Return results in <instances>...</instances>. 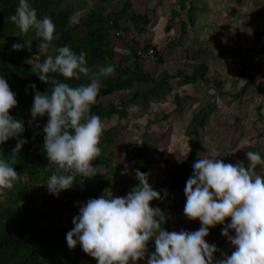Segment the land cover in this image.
<instances>
[{
    "label": "clouds",
    "instance_id": "clouds-1",
    "mask_svg": "<svg viewBox=\"0 0 264 264\" xmlns=\"http://www.w3.org/2000/svg\"><path fill=\"white\" fill-rule=\"evenodd\" d=\"M154 3L155 0H151L149 6ZM9 19L21 33H35L39 50L49 49L56 25L48 15L39 18L30 0H19ZM148 42L139 43V49L145 47L138 51L142 65L146 61L141 59V54L152 47ZM32 43V39L23 38L14 42L12 48L27 47L31 51ZM150 62L157 64L155 55ZM28 63L40 81L52 83L51 91L41 92L32 82L31 88L35 91L29 125L47 116L43 126V151L58 168L46 183L38 182L40 185L31 204L35 207L43 201L56 202L55 212L62 216L61 224L69 230L66 239L70 249L80 245L85 253L96 258L97 264H140L141 260H146V264H264V156L259 151L246 152L247 164L232 163L215 154H199L184 189V214L190 220L201 222L195 230L176 231L165 227L166 212L151 202L164 199L168 189L157 190L149 181L150 172L139 168L132 170L139 182L126 195L117 196L111 189L104 188L98 197L88 194L76 199V212L60 207L58 203L66 204L68 196L76 191L74 185L91 186L114 166L92 163L102 152L100 144L104 133V123L92 112V107L102 86L100 77L113 74L115 66L104 65L92 74L91 82L72 85L68 82L70 79L80 80L81 74L91 72L83 49L77 53L69 45H62L56 48L55 54L44 59H40L39 51ZM57 74L64 79H59ZM17 104L16 93L0 74V145L10 138L17 140L10 156L5 157L0 152V192L11 189L19 178L14 165L28 142L21 136L26 130L24 120L10 112ZM127 170L125 167L122 171ZM92 177L95 178L83 182ZM46 187L57 196L47 197ZM69 188L63 201L61 192ZM70 213L73 227L68 229L64 223L70 222ZM220 225H223L221 232L229 241L231 253L219 250L217 256V245L212 243L216 237L208 235L211 228ZM150 242L155 245L152 252H149Z\"/></svg>",
    "mask_w": 264,
    "mask_h": 264
},
{
    "label": "trees",
    "instance_id": "trees-1",
    "mask_svg": "<svg viewBox=\"0 0 264 264\" xmlns=\"http://www.w3.org/2000/svg\"><path fill=\"white\" fill-rule=\"evenodd\" d=\"M62 2L63 0H30L31 6L36 8L39 18L48 15L56 25L54 40L51 42L49 49L45 51L39 50L37 41L39 38L35 36L34 32L21 33L15 23L9 19L15 13L19 0H0V74L5 76L10 88L16 93L18 104L10 112L14 117L24 120L26 130L21 136L26 137L28 141L23 145L14 165L19 178L14 182L11 189L0 192V264H97L96 258L85 253L80 245H77L74 249L69 248L66 239L69 230L61 224L62 216L57 215L55 212L56 202L43 201L40 206L35 207L31 204L36 192H28L27 188L35 186L37 182L41 181L40 179L46 183L51 173L58 171V168L43 151L45 135L43 126L47 122V116L38 118V122L29 125L31 119L30 108L33 104L35 91L31 88L32 82H35L37 90L41 92L51 91L52 83L51 81L48 84L40 81L39 77L32 73L28 59L35 58L39 51L40 59H44L49 54H55L56 48L62 45H69L77 53L83 49L87 53V64L91 72L89 75L81 74L80 80L72 78L68 82L72 85L89 83L92 74L98 72L99 67L112 62L114 59L110 41L111 33L117 29L127 32L126 28L120 27L119 22L126 18L128 29L133 28L141 36L144 33L145 26L149 23V18L145 14L138 15L128 12L131 8V0H125L117 11L103 15L104 8L101 9L97 6L96 8H100L98 12H95L97 9L90 10L86 15L79 18L76 23L71 24L70 18L75 13L76 8L72 6L62 8ZM179 25L180 36L177 38V45L182 48L188 30L193 26L189 11L184 19L179 22ZM84 28H87V30L82 31ZM170 28L169 25L165 27L167 31ZM23 38L33 40L31 51L27 47L21 50L12 48L14 42L21 41ZM133 41L134 45H129L128 52L120 57L117 75L114 77H100L102 86L97 102L92 107V112L101 117L104 123V133L100 144L102 152L97 160L92 162L93 164L100 162L111 164L110 149L115 147L113 144L119 133L118 127H116L117 124L108 127L105 121H111L113 117L125 116L127 114L125 106L127 105L147 107L148 104L156 102L158 98L168 95L172 91L170 82L175 79L176 74L180 76L181 83H202L204 85L212 83L217 88V94L222 95L220 82L211 77L209 72L206 49L199 48L191 53L190 58L187 55L190 62L196 61L191 66L190 74L182 75L181 71L167 72L162 70L161 67L157 77L153 78L143 71L142 64L139 62L138 51L145 47L142 46L137 50L139 41L134 39ZM147 45L152 46L156 63L161 66L163 64L162 49L160 50L149 42ZM183 53L184 51L181 54ZM237 54L230 51L229 55L233 58ZM249 69L248 64H243L239 71L243 76L249 78L245 86L252 85L255 80L253 72ZM57 76L59 79H64L59 74ZM122 91L125 93H121ZM115 93L118 96H113L116 95ZM111 97L118 101V105L115 102L106 101ZM175 103L179 106L180 99L175 97ZM211 109L213 107L206 110L202 108L199 114L191 116L190 124L192 126L187 132L190 139L189 147L192 146L191 140L198 142V135L200 130H203L208 116L206 114ZM167 116L163 114L164 119ZM16 143V138H10L2 146L0 145V152L5 157L10 156ZM137 149L135 151L131 147H127L124 152L125 154H134L132 159L135 163L142 161L141 170L144 171L146 168L145 162H147L143 161L144 158L147 157L146 160H151L152 156H149L148 153L145 154L140 147ZM242 149L243 153L239 156L237 162L243 161L247 164L246 152L248 150L253 151V148L245 146ZM195 154V151H189L187 158L178 164L173 171L162 175L159 173L163 182L162 186L168 189L167 196H180L182 185H185L187 179L193 174L192 165L197 160ZM157 170H160V167ZM109 180L108 176L104 175L98 181L92 183L91 186L88 184L79 186L77 183L73 186L76 190L74 194L68 196V202L66 204L58 203V205L76 212V199L88 194L92 197L100 196L99 193ZM19 203L20 207L18 206ZM154 204L160 207L159 203ZM179 216L183 221H188L185 214L180 213ZM168 223L167 221L166 224ZM200 224L199 221L198 228ZM168 230H173V226H170ZM208 236L211 238L212 228ZM154 250L155 245L150 242L149 252ZM140 264H146V260H141Z\"/></svg>",
    "mask_w": 264,
    "mask_h": 264
},
{
    "label": "rangeland",
    "instance_id": "rangeland-1",
    "mask_svg": "<svg viewBox=\"0 0 264 264\" xmlns=\"http://www.w3.org/2000/svg\"><path fill=\"white\" fill-rule=\"evenodd\" d=\"M101 1V2H100ZM63 0L61 7H67V6H72L75 9V13L73 14V16L70 18V23L74 24L78 21L79 18H81L82 16L86 15V13H88L90 11V9H94L97 6L101 7H105L106 9L103 11L104 13L106 11H111V10H119L123 4V2L125 0ZM158 2L160 0H157ZM172 1V0H171ZM190 1V0H189ZM213 1V5L214 7H217L220 10H227L228 9V15H229V6L231 5L230 1L227 0H212ZM132 2V12L136 10L137 11H143V13H146L148 15V17L151 19L153 17V13H149L147 8H143L142 6L144 5V1L142 2V0H138V1H134L131 0ZM172 3V2H171ZM197 3V2H195ZM230 4V5H229ZM231 7V6H230ZM99 9H97L95 12H98ZM134 8V10H133ZM136 9V10H135ZM154 11V10H153ZM131 12V13H132ZM182 15H184L185 17V13H182ZM157 17L160 18L159 15H156ZM233 16V14H231V17ZM164 19V18H163ZM228 22H229V18H228ZM120 25L123 26L124 28H126L125 25L126 22H124L123 20H121ZM125 23V24H124ZM171 24V25H169ZM166 25H169L171 27L170 30L167 31V29H165ZM148 27L150 26V30H148L145 34H143L142 36H138L133 30L128 29V32H125L126 34L123 35V38L117 37L115 35V37H112L114 39L117 38V40H114L116 43H120L122 42L124 39H128L130 40L131 37H133L134 39H136L137 41H139V43L141 44H145L147 41H156L154 42L156 47H158L160 50L162 49L163 51V47L162 46H170V47H177L178 50L181 49V46L177 45L176 43L173 44V42H175V39L180 36V27L179 25H176L174 23H168V21L166 20H162L159 19L158 21H150V23L147 25ZM129 27L131 28V26L129 25ZM85 30L87 28H84ZM197 29V27H195L193 29L190 28L189 32L187 33V37L190 38V41L192 42L193 40L196 41L197 40V36L194 34L195 30ZM197 31V30H196ZM174 33V34H172ZM172 34V35H171ZM144 37V38H143ZM179 38V37H178ZM207 44V43H206ZM184 46V43H183ZM262 45H260L259 47H261ZM113 50L115 51V55H114V59L112 62L107 63V64H113L115 66V71L113 74H111L110 76L114 77L117 75V66L120 60V56L122 55V53L120 52V50H117V48H115L112 44ZM206 49V48H205ZM193 50V49H192ZM192 50H187L189 53L193 52ZM184 51L183 54H181V60L182 61H186L187 60V55L186 51L182 48V50L180 51V53H182ZM264 57V56H263ZM34 58V57H32ZM263 60V58H262ZM261 66L257 69L256 71V80L257 83L264 81V61H261V58H259ZM168 63H171V61L169 60ZM262 63H263V67H262ZM106 64V65H107ZM145 67H149L150 65L154 66V72L150 71L147 69V73L149 75H151L152 77L155 76V74H157L158 72L161 71V66L155 64L154 62H145ZM230 64H234V63H230ZM229 64V65H230ZM145 68V69H146ZM239 66L238 65H230L228 67V69H238ZM100 69V67H99ZM183 72L185 74H190V70H186L187 68H183ZM228 70L224 69L222 72H220L219 70L217 72H215L218 77H216L218 79V82H220V84L225 85V89L227 92H229V105H227V107L229 106V110L227 111L224 105L225 101L221 100L220 98H216L217 96V92L216 91V87L212 86V89H208V85L205 86H200V87H195L187 84L186 86H183L181 84H174V91L175 93L177 91L179 97H181V93L182 87H186L185 90L189 91L190 93L196 92V91H201V92H205V96H201L199 98H197V100H203L204 102L207 103H213V105L215 106V109L217 111H221V113H219L220 115H218V118L215 119V121L211 124L210 128L207 127L205 128L206 131H201L198 135V142L196 140H191V144L192 146L188 147V136H187V132L189 131V129L191 128L192 124L191 123V116L192 113L195 111H197L198 109V103H192L190 105H188V111L186 113H183L182 115H179L177 110H179L181 107L178 106L177 108H175L176 103H175V94L173 92L169 93L168 95H166V97H164V103L161 101L159 104L153 105V104H148L147 107H136L133 105H127L125 106V110L127 111V114L125 116H121V117H113V120H109V121H105L106 125L108 127H112L113 124H117L116 127H118V136L115 137V143L113 144L115 147L110 149V152L112 153L113 150L115 152V154L117 153V151L121 148L120 145H122L121 140L122 141H129L132 142L134 144L140 145L141 146V141L145 142L148 139H150L149 135L150 134H159L157 135L156 141H155V145H157V150L158 153L155 151H152L150 153L155 154L157 156H159V159L161 160H174L173 162L168 163V167L164 168V171L169 173L171 171H173L175 169V167L182 163L183 155H184V149L185 147H187L189 150L195 151V158L198 159L199 158V154L197 153V146H195L196 143H198L197 145L199 146V150L198 152L202 151L204 149L203 144L206 145H211L213 148V151L209 152V155L215 154L218 156H222L220 158L232 162V163H237L236 161V156L229 154V144H232L233 147H231L232 149L235 147V151L239 150L243 145H248V144H253L254 146H256V148L258 147L257 151H259L262 156H263V147L261 140L263 141L262 138H260V140L256 139V137L259 138L260 133L262 135H264V124L263 126L260 128L261 130L259 132H256L255 129L248 134V132L243 131L242 134H240V130H239V125L236 124L235 122V118L236 116L239 115H244L242 113V111L244 109L250 108V111H253L257 105L258 102L261 100V97L264 98V95L262 93V91L260 93H257L253 88H249L245 94H242L241 96H238L237 98H233L231 99L230 94L234 93L239 85H237L239 82L242 83V81H244V79L238 74V72L236 73H232L231 71H229V73H227ZM221 73V74H220ZM89 75V74H88ZM104 77V76H103ZM178 79L180 82V76L176 74L175 79ZM101 82V81H100ZM204 85V84H202ZM264 91V83H262V85H260ZM207 87V88H206ZM173 90V89H172ZM121 93H125L124 91H122ZM116 94V93H115ZM113 96H118V94L113 95ZM112 96V97H113ZM109 98L106 101L108 102H115L118 105V101L115 100V98ZM204 97V98H203ZM263 100V99H262ZM261 100V101H262ZM100 101L105 104V102H103L102 99H100ZM107 103V102H106ZM182 106H184V104L182 103ZM203 105H200V107ZM202 108V107H201ZM154 109V110H153ZM173 111H175V113L173 114ZM198 112V111H197ZM163 114L169 115V118H165L163 117ZM173 114V115H172ZM195 115H197L195 113ZM153 117H157L158 119V123H156V119L151 121V118ZM150 121L152 122V126L151 129L149 130V125H150ZM148 123V124H147ZM146 125V126H145ZM145 127V128H144ZM146 130V132L144 133V131ZM128 131V133L126 134V132ZM259 133V134H258ZM141 134V136H139ZM258 134V135H257ZM233 135H234V140H233ZM210 141V142H209ZM164 143V144H162ZM237 144V146H235V144ZM120 149V151H121ZM124 150V149H123ZM138 150V149H137ZM161 150L166 151L165 153H160L162 152ZM169 150V151H168ZM237 154V153H236ZM126 155V156H124ZM128 154H125V152L121 153V156L117 157V156H113L112 158H114V166H112L111 170L106 171L103 173V175L108 176V179L113 180V179H118L116 180V182L114 183L113 186L110 185V189L113 190L115 188V190H120L122 188H126V184H129L131 182H128V178L131 177L132 174V170H133V166L129 161H128ZM151 155V154H150ZM230 155V156H229ZM126 157V159H125ZM236 160V161H235ZM170 162V161H169ZM126 164L127 167V171L123 172L122 170L125 169L123 168V165ZM166 165V164H165ZM166 165V166H167ZM172 165V166H170ZM138 168L141 170L142 169V161H139L138 163ZM142 171V170H141ZM155 171V172H154ZM155 173V178H156V168H154V170L150 173L151 175ZM24 179V177H23ZM42 180V179H40ZM40 184L37 182L35 184V186H29L27 188L28 192H32L35 191L36 188L39 186ZM158 184H154V186H156ZM185 200L184 202L181 204V208H179V210H174V209H169L167 207V203L165 201V199H161V200H154L153 202H159L160 208L163 209L168 217V220L170 221V225L173 226V230L176 231H180L181 229H185V230H195L198 226L199 221L198 220H190L188 219V221H183L181 219V217L179 216L178 212H182L184 213L183 209H184V204H185ZM153 206H156L155 204H152ZM18 206L20 207V203L18 204ZM70 222L69 223H64V226L68 227V229H71L73 227V217H72V213H70ZM223 226H221L220 228L215 227V232L217 234L221 235V241H218V237H216L215 240H213L212 243H215L217 245L218 251L216 253L217 256H219V250H224L227 251L229 253V249H231L230 245H229V241L227 240L226 237L223 236L222 232H221V228Z\"/></svg>",
    "mask_w": 264,
    "mask_h": 264
},
{
    "label": "crops",
    "instance_id": "crops-1",
    "mask_svg": "<svg viewBox=\"0 0 264 264\" xmlns=\"http://www.w3.org/2000/svg\"><path fill=\"white\" fill-rule=\"evenodd\" d=\"M100 1V0H99ZM134 1H138V0H134ZM144 1V5L142 6L143 8H147L149 13H153V17L150 19L149 17V23L150 21H155V20H159L162 18V20H166L168 21V23H174L176 25H179V22L184 19V15H182V13H185V15L187 14V12L189 11V14L191 15L192 18V23H193V29L195 27H197V31L195 30L194 34L197 36V40L196 41H190V38L187 37L186 40L184 41V46L182 45V48L187 50H192L193 52L197 51L199 48L200 49H205L206 48V54H207V65L209 67V72L211 74V77L215 78L217 81L218 79L216 77H218V75L215 73L218 70L220 72H222L224 69L228 70L227 73H229V71H231L232 73H236L238 72V74L244 79V81H242V83H238L237 85H239L238 89L234 92L230 94L231 99L233 98H237L238 96H241L242 94H245V92L249 89V88H253L257 93H260L262 91L263 95H264V91L262 90L263 88L260 86L262 85V83H264V81L258 82L256 80V71L257 69L261 66V63L259 60V58H261V61H264V34H261L259 32V27L261 25V23L264 20V0H229L231 3V7L229 6V15H228V9L227 10H220L217 7H214L213 5V1L212 0H160L159 2L157 0H155V3L152 4V6H149L151 0H142V2ZM222 1V0H219ZM227 1V0H225ZM101 2V1H100ZM172 2V3H171ZM197 2V3H195ZM132 4V2H131ZM132 5L131 8L128 12H132ZM104 10L106 9L105 7H101V9ZM134 10V8H133ZM136 10V9H135ZM154 10V11H153ZM115 10H111V11H106L105 13L103 12V15H106L108 12H112ZM127 12V13H128ZM132 13L135 14H145L143 13V11H133ZM231 14H233V16L231 17ZM156 15H159V17H157ZM148 16V15H147ZM125 17V16H124ZM164 18V19H163ZM172 18V20H170ZM228 18H229V22H228ZM124 22H126L127 24V20L126 18L122 19ZM170 20V21H169ZM148 23V24H149ZM125 24V23H124ZM147 24V25H148ZM145 26V30L144 33L145 34L148 30H150V26ZM171 25V24H169ZM126 29L128 30V25H125ZM167 26V25H166ZM120 27L122 28L123 26L120 25ZM180 27V25H179ZM171 29V28H170ZM169 29V30H170ZM87 30V29H86ZM121 30V29H119ZM131 30H133L135 33L136 31L131 28ZM82 31H85L82 30ZM117 30H113L110 36V41H111V48L112 44L115 48H117V50H120V52L122 53V55H125L124 53L128 52V47L129 45L133 44L134 45V41H133V37H131L130 40L128 39H124L122 42H120L119 44L116 43L114 40H117L112 38L115 37L113 35V33L115 34ZM190 30H188L189 32ZM128 32V31H127ZM137 34V33H136ZM141 34V36L143 35ZM174 34V33H172ZM171 34V35H172ZM138 35V34H137ZM139 36V35H138ZM178 38V37H177ZM177 38L175 39V42L177 44ZM136 40V39H134ZM152 45L156 46L154 42L156 41H149ZM207 43V44H206ZM260 45H262L261 47H259ZM163 47V51H162V59H163V64L162 66V70H166L171 71V72H180L181 74L184 75L185 73L183 72V68H187L186 70H191V66L193 65L194 62H190L188 59L191 57V53H189L187 51L188 57L186 61H182L181 60V49L178 50L177 47H170V46H162ZM137 50H139V46H137ZM140 51V50H139ZM230 51L231 52H235L238 53L237 56L235 57H230ZM114 55H115V51L113 50ZM121 57V56H120ZM263 58V60H262ZM171 61V63H168V61ZM230 63H234L235 65H238L239 68L238 69H228V67L230 65H234V64H230ZM230 64V65H229ZM243 64H248L249 65V70H251L254 74V82L252 85L250 86H245V84L249 81L248 76H243L239 71L240 68L243 66ZM262 67H263V63H262ZM145 64L142 65V69L143 71L147 72V69L154 72V66L150 65V67H147L145 69ZM215 71V72H214ZM159 73V72H158ZM157 74H155V77H157ZM221 74V73H220ZM152 77V76H151ZM171 86H172V91L176 97V99H180V104L179 106L181 107L179 110H177L179 115H182L183 113H186L188 111V105L192 104V103H198V109L197 111L193 112V114H199V112H201L202 108H204L205 110L213 107V109H211L209 112H207L208 115L205 121V126L203 128V130L201 131H206L205 128L211 126V124L215 121L216 118H218V115H220L219 113H221V111H217L215 109V106L213 105V103L209 104L207 102H204L203 100L201 101L200 99L197 100V98L201 97L202 95L205 96V92H201L196 91L193 93H190L189 91L185 90L186 87H182L181 90L183 93H181V97H179L178 92L177 91L175 93L174 91V84L178 85L181 84L183 86H186L187 84L192 85V83H181L179 82L178 79L176 80H172L170 82ZM208 85V89H212L211 87L214 86L212 83L206 84ZM192 86L195 87H200V86H205L202 85V83H197V84H193ZM220 91L221 94L219 93L217 94L216 98H220L221 100L225 101L224 105L225 107H227V105H229V92L226 91L225 89V85L220 84ZM207 88V87H206ZM217 89V88H216ZM217 92V90L215 91ZM164 97L166 96H162L160 98L157 99L156 102L152 103L153 105L159 104L161 101L164 103ZM204 98V97H203ZM263 99V100H262ZM262 100V101H261ZM261 100L258 102L257 107L253 110L250 111L251 109L248 108L244 109L242 111V113L244 115H239L236 116L235 118V122L237 125H239V130H240V134H242L243 131L248 132V134H250L254 129L256 132H259L261 129V127L264 124V98L261 97ZM177 101V100H176ZM182 103L184 104V106H182ZM200 105H203L200 107ZM178 106L176 105L175 108H177ZM206 107V108H205ZM154 110V109H153ZM226 110H229V106L226 108ZM175 113V111H173V114ZM172 114V115H173ZM217 115V116H216ZM156 118V123H158V119L157 117H153L151 118L152 120H155ZM169 118V115L166 117V119ZM150 121V125H149V130L151 129L150 126L156 124H152V122ZM148 124V123H147ZM146 126V125H145ZM145 128V127H144ZM145 130V129H144ZM146 132V130L144 131V133ZM128 133V131L126 132V134ZM259 134V133H258ZM257 134V135H258ZM159 135V134H157ZM156 134H150L149 138H147V140L145 142L141 141V146L134 144L132 142L129 141H122L121 143L122 145H120V147L122 146V148L125 150L127 149V147H131L133 150L137 151L136 149L138 147H140V149L149 156H152L151 160H146L147 157L144 158L143 161H147L146 163V168L144 169L145 172H152L154 170V168H156V178H155V173L154 174H150L149 177V181L151 184H158L156 186H154L157 190H162L165 189V187L162 186V179L160 178L159 173L162 174H166L167 172L164 171V168L168 167V163L171 164V162H173L174 160H161L159 159V156L152 154L150 152L155 151L158 153L157 150V145H155V141L157 138ZM141 136V134L139 135ZM234 135H233V140H234ZM260 138L263 139V141L261 140L262 146L264 148V135H262L260 133L259 138L256 137V139L260 140ZM188 142H189V136H188ZM210 142V141H209ZM164 144V143H162ZM235 146H237L236 143H234ZM199 146L197 145V153L198 154H207L211 151H213L212 146L203 144L204 149L200 152H198L199 150ZM248 146V147H252L253 151H257L258 147L256 148V146H254L253 144H248V145H243L238 151L234 150L235 147L232 149L231 147H233L232 144H229V154L235 155L236 156V160L238 161V159L240 158L239 156L242 155L243 153V147ZM189 147V146H188ZM121 149V148H120ZM120 149L117 151V153L115 154L114 150L111 153V165L114 164V158H112L113 156H121V153H124V150ZM162 152L160 153H165L166 151L161 150ZM169 151V150H168ZM184 155L183 158H187L189 150L187 147H185L184 149ZM237 153V154H236ZM151 154V155H150ZM134 154H128V161L134 165L133 166V170L138 168V163L132 159ZM110 156V155H109ZM126 156V155H124ZM230 156V155H229ZM263 156H264V150H263ZM126 159V157H125ZM183 159V160H184ZM182 160V162H183ZM235 160V161H236ZM170 161V162H169ZM236 161V162H237ZM167 166H166V165ZM172 166V165H170ZM126 167V164L123 165V168ZM160 167V170H157V168ZM155 172V171H154ZM130 180H128V182H131L129 184H126V188H122L120 190H115V188L112 190L114 195L117 196H123L126 195L131 188L136 185L139 181L135 176L134 171L131 174V177L128 178ZM118 180V179H116ZM115 179L113 180H109L107 185L104 186V188L110 189V185L113 186L114 183L116 182ZM185 185H182L181 188V194L179 197H169L166 196L164 199L167 203V207L169 209H174V210H179V208H181V204L184 202V199H186L185 193H184V189H185ZM163 195V192H162ZM182 195V196H181ZM151 204H153L151 202ZM182 212H178V214H180ZM184 214V213H182ZM182 219V218H181ZM167 221L169 222L168 224H165V227L168 229L171 225H170V221L167 219ZM223 225H220L218 228H220ZM198 228V226H197ZM196 228V229H197ZM212 234H214V237H218V241H221V235L217 234L215 232V228L212 230ZM212 238V237H211ZM231 253V249H229V254Z\"/></svg>",
    "mask_w": 264,
    "mask_h": 264
},
{
    "label": "built area",
    "instance_id": "built-area-1",
    "mask_svg": "<svg viewBox=\"0 0 264 264\" xmlns=\"http://www.w3.org/2000/svg\"><path fill=\"white\" fill-rule=\"evenodd\" d=\"M259 32H260L261 34H264V20H263V22L261 23V25H260V27H259ZM115 35H116L117 37L123 38V37H122V36H123V32H122L121 30H118V31L115 33ZM141 59L144 60V61H146V62L153 61V60H154V51H153V48H152V47H149V48L146 50V52H145L144 54H141ZM94 178H95V177H92V178H85V179L83 180V182H86V181L92 180V179H94ZM77 180L79 181V176L77 177ZM83 182H80V183H83ZM70 190H71V188H69L68 190H65V191H62V192H61V193L63 194V199H62L63 201L66 199L67 191H70ZM61 193H60L59 195H61ZM44 194H45L47 197H49V198H51V197L53 198V197L57 196V195H54V194L50 193L47 187L44 189Z\"/></svg>",
    "mask_w": 264,
    "mask_h": 264
}]
</instances>
